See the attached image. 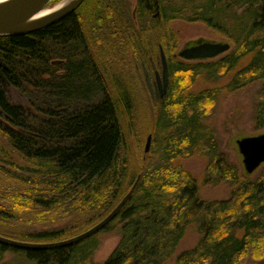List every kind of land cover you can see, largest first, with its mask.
Listing matches in <instances>:
<instances>
[{
  "label": "trees",
  "instance_id": "trees-1",
  "mask_svg": "<svg viewBox=\"0 0 264 264\" xmlns=\"http://www.w3.org/2000/svg\"><path fill=\"white\" fill-rule=\"evenodd\" d=\"M176 19L205 22L231 50L217 59L180 57ZM160 47L168 87L156 100L143 94L154 125L138 167L126 123L140 116L137 81ZM0 56L8 80L0 76L8 141L0 142V234L34 242L75 235L103 219L139 176L100 231L53 248L0 242V264H166L190 226L200 236L175 264H264V165L254 176L241 172L211 122L223 94L259 82L254 121L264 126V0H136V18L129 0H84L39 29L0 35ZM199 78L211 84L194 89ZM191 157L205 161L202 181L185 164ZM220 182L230 187L226 198L202 197V184ZM116 228L118 245L95 261L99 234Z\"/></svg>",
  "mask_w": 264,
  "mask_h": 264
},
{
  "label": "rangeland",
  "instance_id": "rangeland-1",
  "mask_svg": "<svg viewBox=\"0 0 264 264\" xmlns=\"http://www.w3.org/2000/svg\"><path fill=\"white\" fill-rule=\"evenodd\" d=\"M62 0H49L46 4L47 6H52ZM84 1V0H83ZM82 1V2H83ZM81 2V3H82ZM131 4V13L133 17L136 18V0H129ZM172 27L176 31L178 36V44H177V53L184 47H187L192 44H196L201 41H211V42H229L230 48L225 52L208 59H217L221 55L227 53L231 50V42L225 36L217 32L214 28L210 27L203 21H189L184 19H176L172 22ZM164 50V49H163ZM165 52V51H164ZM166 54V53H165ZM167 57V56H166ZM2 58V57H1ZM3 59V58H2ZM198 59H193L189 61H196ZM201 60V59H199ZM2 69V68H1ZM141 78L137 81V95L140 99V116L135 121V126L133 123L127 122V130H128V141L132 147V160L134 165L140 167L142 162L144 161V157H146V153L150 150L146 151L145 146L147 142L148 135L153 136V114L152 106L150 105V101H144V95H147V98L158 99L162 96H155L154 92L152 93L148 83L146 81V73L145 70L149 73L150 79L152 81L153 87L155 79V73L162 71L161 64V56L160 52L155 61H152L149 67L142 65L141 68ZM235 71L231 70L219 80V84H225L233 75ZM211 84L205 79L199 78L194 84L193 88L198 89L204 86ZM260 83L256 82L252 85H248L245 88L235 90L230 93L223 94L216 105L213 107L211 112L212 117V125L216 130V137L219 141V145L221 149L226 153L228 159L239 166L241 172H246L243 156L239 150L237 140L244 136L257 135L264 132V126L258 128L254 121V103L256 101V96L258 93ZM154 89V88H153ZM10 95L17 101L24 102V98L19 92V90L15 87H9ZM131 126H134V130L136 128V133L140 136V143L137 145L136 136L132 132ZM130 127V128H129ZM132 132V133H131ZM0 142L3 144H7L6 137L0 132ZM152 142V139H151ZM9 146V145H8ZM185 164L187 168L193 171V173L202 181L203 178V170L205 166V161L199 157H191L185 160ZM264 165V162L255 169L250 174L254 176L260 170V168ZM230 187L228 183L220 182L219 184H202L201 185V195L204 198L215 199V198H226L229 195ZM119 203V202H118ZM93 226V225H92ZM40 227V226H37ZM90 228V227H89ZM88 229V228H87ZM86 230V229H85ZM84 231V230H83ZM3 235V234H0ZM6 236V235H3ZM200 234L198 233L195 226H190L184 237L182 238L177 253L172 256V258L167 261L166 264H175L176 255L187 248L195 245L199 238ZM9 237V236H7ZM12 238V237H10ZM69 238V237H67ZM15 239V238H14ZM66 239V238H64ZM18 240V239H17ZM62 240V239H60ZM120 240L119 232L116 229L102 232L99 234V244L95 249L93 254V259L98 262H102L106 260L112 251L116 248ZM25 241V240H22ZM29 241V240H27ZM57 241V240H56ZM34 242V241H30Z\"/></svg>",
  "mask_w": 264,
  "mask_h": 264
},
{
  "label": "water",
  "instance_id": "water-1",
  "mask_svg": "<svg viewBox=\"0 0 264 264\" xmlns=\"http://www.w3.org/2000/svg\"><path fill=\"white\" fill-rule=\"evenodd\" d=\"M83 0H76L70 6L65 8L63 11L55 13L44 19L43 23L30 30L26 31H19V32H3L4 30H9L12 26L19 24L35 13L43 9L49 0H6L0 3V35H12V34H20V33H27L39 29L45 25L53 23L66 15L70 14L71 12L75 11V9L81 4ZM230 48L229 42H211V41H204L196 45L187 46L182 48L178 54L180 57L186 60H193V59H208L215 57ZM160 56H161V64H162V75H159V72H156L157 79L159 82V95L163 96L164 93L167 91L168 81H169V70H168V62L166 54L162 47H160ZM2 67H6V63L0 56V76L8 82L6 79ZM146 73V81L148 86L153 93V84L150 79L149 73L145 70ZM158 95V94H157ZM152 135H148L147 142L145 149L146 151L149 149L151 144ZM239 150L243 156V163L247 173H252L255 169H257L261 163L264 162V132L251 135V136H244L237 140ZM139 176L135 183L133 184L132 188L128 193H126L120 202L100 221L95 223L90 228L84 230L83 232L74 235L72 237L57 240V241H48V242H30V241H22L17 240L14 238H10L7 236L0 235V242L9 244L15 247L21 248H53L59 246H65L69 244H73L75 242H79L96 232L103 229L121 210L124 206L126 201L128 200L132 190L134 189Z\"/></svg>",
  "mask_w": 264,
  "mask_h": 264
},
{
  "label": "bare ground",
  "instance_id": "bare-ground-1",
  "mask_svg": "<svg viewBox=\"0 0 264 264\" xmlns=\"http://www.w3.org/2000/svg\"><path fill=\"white\" fill-rule=\"evenodd\" d=\"M6 0H0V3L4 2ZM76 0H62L52 6H45L43 9H41L40 11H38L37 13H35L33 16H31L30 18H28L27 20L16 24L14 26H12L9 30H0V32H19V31H26V30H30L33 29L35 27L40 26L44 19H46L47 17L54 15L55 13H58L60 11H63L65 8H67L68 6H70L72 3H74ZM162 73V71H161ZM159 74L160 76L162 74ZM131 195V194H130ZM120 202V201H119ZM83 232V231H82ZM81 233V232H79ZM77 233V234H79ZM75 234V235H77ZM74 236V235H72ZM70 236V237H72Z\"/></svg>",
  "mask_w": 264,
  "mask_h": 264
},
{
  "label": "flooded vegetation",
  "instance_id": "flooded-vegetation-1",
  "mask_svg": "<svg viewBox=\"0 0 264 264\" xmlns=\"http://www.w3.org/2000/svg\"><path fill=\"white\" fill-rule=\"evenodd\" d=\"M201 42H204V41H201ZM201 42H198V43H196V44H199V43H201ZM196 44H192V45H196ZM192 45H189V46H192ZM155 79H156V82H154L155 84H154V90H153V92H154V94H155V96H157V94H158V92H159V82H158V79H157V75H156V73H155ZM165 94V93H164ZM159 96H161V95H159Z\"/></svg>",
  "mask_w": 264,
  "mask_h": 264
}]
</instances>
